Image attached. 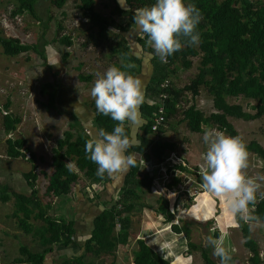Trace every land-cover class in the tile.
<instances>
[{"label":"rangeland","instance_id":"obj_1","mask_svg":"<svg viewBox=\"0 0 264 264\" xmlns=\"http://www.w3.org/2000/svg\"><path fill=\"white\" fill-rule=\"evenodd\" d=\"M94 1V10L97 13L110 21L115 19V5L112 0ZM250 1L252 3H264V0ZM78 6V0H67L64 7L58 10L52 6L51 0H36L34 10L37 19H35L27 13L12 16L11 12L17 7L16 0H0V36L18 37L29 44H43V42H46L47 44L44 47L45 55L53 69L57 71V75H59V82H57L59 85L57 87L58 98L54 106L49 109L47 97L42 95L40 90L47 84L56 85L51 72L44 66L39 57L32 52L8 57L3 54L0 47V264H13L19 258L18 250L20 247H25L33 253H39L43 250L39 241L33 238L32 234H24L18 229L17 220L13 215L14 206L11 193L16 192L26 196L30 194V189L23 179V174L28 173L32 166L35 167L37 174V196L42 205L50 204V208H45L44 211L57 221L69 222L75 217H79V212L84 206L81 205V202L93 207L94 203L92 201L95 200L96 192L101 187V185L95 184L96 186L92 188L91 184L93 183L80 175L81 181L78 184H70L69 197L71 200L65 206L60 205L56 199L45 194L48 178L52 173L51 151L55 148L56 141L62 138L63 133L70 129V126L74 124L76 126V120L71 117V113L67 110L71 108L68 106L74 102L78 105L85 104L92 111L95 102L90 92L97 78V73L103 74L112 65L121 67L123 64H129V61L127 63L123 57L125 55L121 54L124 48H120L117 52L112 51L116 49V43L120 42L121 36L123 34L126 35V32L121 33L111 27L102 37H99L97 29L91 30L89 28L87 19L83 12L78 9ZM57 22L62 25L63 31L61 35L71 38L72 45L70 47H65L55 42ZM45 23L48 25L47 30H45ZM128 23L129 18L123 16L116 21V27L123 25L126 28ZM64 54L67 55V59L63 64L61 58ZM149 55H155V57L151 58L153 63L159 62L155 53ZM190 60L192 66L189 69L180 68L179 72L169 77V80L172 79L174 86L183 87L195 78L198 73L200 59L196 57L190 58ZM134 68V75L138 77L141 71L137 73V67L135 66ZM78 74L83 78L90 77V80H78ZM144 74L146 72H143L138 77L142 80L143 85L144 82L147 83L148 81ZM47 91H51V89H47ZM225 100L228 104L241 105L244 111L250 114L254 113L251 110V106L256 104L254 101L228 96H225ZM190 102L195 104L196 109L205 116L215 112L212 105V97L207 94L205 87H201L199 95L190 100ZM7 104V113H11L20 119L16 130L8 136L4 134L2 127L3 112L5 113L4 106ZM180 120L181 115L175 120H171L159 140L175 145V149L173 151H165L161 159L164 160L169 156L170 152H174L175 156L183 161L185 166L183 164L181 166L185 170L178 171L174 168L167 170L165 173L168 178L167 184L172 185V188H167L165 183V189L160 186L156 193L154 189L157 186L155 183L158 182L156 180L159 178L161 180L163 177V173H158L159 169L157 166L159 161L150 156L149 152L143 156L134 154L138 164V176L145 174L151 176L152 171L153 174L155 172L157 174L148 192L137 189L139 194L137 195L138 198L135 201L134 209L130 213H125L119 217V219L127 218L131 224L127 244L125 246H116L112 256L102 255L97 258L94 256L91 247H88L87 250L80 249L79 253H81V262L83 264H90V262L92 264H109L112 261L115 264H139L141 261L137 257V240H142L149 236L147 240L143 241H147L149 244L153 242L156 244V238L160 237L161 239V237H164L168 240L171 239V236L166 235H171V233L177 237L174 241L176 244L181 242L180 239H182L178 235L184 238L182 246L185 249H180L178 253L184 257L191 256L190 264H204L200 257V252L190 249L187 245L210 247L213 251L212 247L206 244L205 238L209 235L218 237L220 228H224L229 233L227 245L235 249V252L232 253V256L237 260L235 264H248L247 260L250 254L243 246L240 229L232 226L234 218L225 212L223 205L218 199L212 197L204 198V196L200 195L202 193L200 187L202 184L201 165L207 149L203 142V131L201 133H191L187 129L185 122L180 123ZM78 121L83 127V122ZM229 121L237 131L238 136L242 137L247 145L254 141L264 149V116L249 122L234 118H230ZM144 124H146V120L142 117L138 125L125 123L132 139L143 133L142 126ZM83 128L77 131L72 130L71 132L73 135H76V133L89 135ZM148 136L152 137L151 135ZM8 138L22 139L25 142V148L28 152L24 158L10 159L7 157L5 141ZM31 154L35 156L33 163L27 158V155ZM70 162L74 164L72 160L66 161L67 164ZM174 163L181 164L179 160L173 158L163 168ZM73 170H76L75 167ZM245 171L250 177L264 176V161L255 154L249 153L248 168ZM112 177L117 178L116 175ZM174 179H179V181L174 184ZM259 182L262 184L261 191L264 192V181ZM123 185L124 181L122 179L120 187L115 189L113 197L117 196ZM130 187L134 188L132 184H130ZM1 195L9 196L10 200L2 201ZM114 199L116 198H113V201H115ZM161 200H165L168 203V210L173 215L172 222H167L158 213ZM194 203L200 204V220L195 219L193 215ZM203 203L205 207H201ZM93 208L92 212L96 209L95 206ZM205 211L210 216L207 220L203 219ZM89 222L90 220H87V222L82 221L81 227L77 226V235L80 237H78L77 241L79 243L83 242L86 235H88V230L92 226ZM32 223L35 227L41 225L39 221H32ZM77 223L75 222V227L78 225ZM172 225L185 228L188 231V236L176 234L171 228ZM246 225L251 237L257 243L259 256L264 262V223L257 225L255 221H252L251 223H246ZM213 228L216 231H211ZM118 231L119 226L116 220L114 235ZM158 232H161V234ZM152 240L153 242H151ZM86 251L88 252L86 253ZM165 251H168V249L165 248ZM60 262L59 260L58 263ZM81 262L79 264H82Z\"/></svg>","mask_w":264,"mask_h":264},{"label":"trees","instance_id":"obj_2","mask_svg":"<svg viewBox=\"0 0 264 264\" xmlns=\"http://www.w3.org/2000/svg\"><path fill=\"white\" fill-rule=\"evenodd\" d=\"M35 1L16 0L17 7L11 12V15L27 13L37 19L34 10ZM66 1L51 0V4L59 10L64 7ZM78 1V9L86 17L89 28L91 30L97 29L99 37H102L110 27H114L121 33L133 30L135 28L133 21L135 10L155 3V0H127L128 10H126L121 7L118 0H112L115 5L116 16L115 19L110 21L94 10V0ZM185 2L194 4L202 14V20L197 26V31L201 37L200 43L198 46H185L182 50L169 56L167 63H162L158 57L159 62L154 63L156 75L150 79L151 81L146 86L144 102L140 107L141 117L146 120V124L142 126L143 133L136 138V143L128 149L129 154H135L136 156H143L149 152L150 156L159 161L158 163L163 161L161 157L165 151L175 149V145L172 143L161 142L159 139L148 137V135H153L151 134L152 119L159 105H163L164 108L166 127L171 120H175L181 115L179 122H185L191 133H201L203 131L201 124L203 123L225 131L229 136H238L237 131L227 121V117L249 122L264 116V3H252L250 0H185ZM123 16L129 18L127 27L125 28L123 25L116 27V21ZM44 26L47 30L48 25L45 23ZM62 31L61 23L57 22L54 40L65 47H70L72 45L71 38L61 35ZM141 34L142 37H137L141 52L154 54V51L146 43L147 37L143 33ZM119 41L115 45L116 49L112 51L117 52L120 48H124L121 54L125 55L123 56L125 61L134 64L137 67L136 72L139 73L140 59L132 55L124 36H121ZM45 44L47 43L29 44L18 37L0 36V47L5 56L15 57L32 52L39 57L44 66L51 72L56 85L47 84L40 90L42 95H46L47 106L50 109L55 104L59 85L57 84V71L53 69L45 55ZM152 56L155 57V55ZM196 57L200 59V62L195 78L182 88H175L168 78L176 74L178 67L185 70L189 69L192 66L190 58ZM66 59L67 55L64 54L61 58L62 63ZM123 65L121 66L122 70L134 75L135 68L123 69ZM77 78L81 81L90 80V77L83 78L80 74L77 75ZM165 80L168 81V87L160 88V84ZM201 87H205L207 94L212 97L214 113L205 116L196 109L195 104L187 109H182L181 106L177 107L180 102L185 100V94H190L192 99L196 98ZM47 89H51V91H47ZM161 94H164L166 98L161 99ZM225 96L241 97L256 102L255 105L251 106L254 113L250 114L244 111L241 105L228 104ZM150 101L153 102L152 106L148 105ZM7 110L8 104L4 106L6 114L2 117L3 132L8 136L16 130L20 119L11 113H7ZM73 118L76 120V126H74L75 124L70 126V129L63 133L62 138L56 141V146L51 151L52 173L45 188V194L56 199L62 206H65L71 200L69 197L70 184H78L81 181V176L91 183L101 184V186L111 182L107 174L104 177L96 174L98 166L87 158L85 142L87 139L98 135L101 130L112 132L117 122L109 116L100 114L95 105H93L91 120L89 118L84 119L83 124L85 127L84 125L83 127L86 130L79 121L77 122L76 117ZM80 128L87 131L89 135L85 133L72 134V130L77 131ZM125 128L130 137V131L126 125ZM162 132H164V129L160 128L157 135L154 134V137L159 138L158 134ZM5 142L6 155L10 159L24 158L28 152L22 139L8 138ZM247 150L248 153H253L264 161V149L258 143L250 142L247 145ZM28 160L33 163L35 156L29 155ZM67 160L74 162L76 170H69L66 166ZM172 168L178 171L185 170L181 165ZM138 175V164L136 162L134 167L123 174L124 185L121 187L116 199H114L115 201L113 199L102 200L100 194L95 195L94 201L99 202L96 207L97 214L92 220L89 234L86 235L83 242L79 243L77 241L75 219L69 222L57 221L45 213L44 209H49L50 204L42 205L37 196V174L35 167L32 166L28 173L23 174V179L30 189V194L26 196L16 192L11 193L14 206L13 215L17 220L18 229L24 234H32V237L39 241L43 250L39 253H33L25 247H20L18 250L19 258L13 264H44L46 256L51 255L56 249L66 252L69 250L70 253L75 254L80 249L87 250L88 247H91L96 258L102 255L112 256L116 246L127 244L131 225L127 218L119 219V217L125 213H130L134 209L139 194L137 189L148 192L154 179V176ZM178 181L179 179H174V184ZM130 184L133 185V189ZM168 188H172V185H168ZM1 200L6 202L10 200V197L1 195ZM161 201L158 213L167 222H172L173 215L168 210V203L165 200ZM250 212L251 215L259 217L260 221L264 222V199H261L259 194H257V202L254 208L250 205ZM116 220L119 231L114 235ZM32 221H39L41 225L35 227ZM237 222L240 224L238 228L241 231L243 246L250 254L247 263L264 264L259 256L257 243L251 237L248 226L242 220H237ZM171 228L176 234L188 236V231L185 228H179L176 225H172ZM136 244L138 246L137 257L141 261L139 264H168V261L164 260L152 245L143 240H137ZM187 246L200 252L204 264H220L219 258L213 255L210 247L194 246L193 244ZM81 258V256L73 257L72 255V258H65L59 264H79ZM233 261L236 263V258L233 257ZM109 264L115 263L112 261Z\"/></svg>","mask_w":264,"mask_h":264},{"label":"clouds","instance_id":"obj_3","mask_svg":"<svg viewBox=\"0 0 264 264\" xmlns=\"http://www.w3.org/2000/svg\"><path fill=\"white\" fill-rule=\"evenodd\" d=\"M118 3L128 10L127 0H118ZM201 20L200 10L185 0H155L151 5L137 8L133 16L137 30L147 37L146 43L162 63H167L169 56L185 46L199 45L201 37L197 26ZM134 67V64L123 65V69ZM143 89L140 78L116 65L109 66L103 74L97 73L90 92L95 107L100 114L117 122L112 132L101 130L85 142L87 158L98 166V176L104 177L107 174L111 177L126 173L135 166L134 155L128 153L135 141L126 132L125 123L138 125L141 122L140 107L145 95ZM201 129L207 149L201 165L200 195L218 199L225 212L234 218L233 227L240 226L237 220L244 223L255 221L259 225L261 221L259 217L251 215L250 205L254 208L258 193L264 199L262 184L259 182L264 181V176L247 175V144L242 137L229 136L216 127L202 123ZM66 166L69 170L75 167L72 162ZM192 212L195 219H201L199 203L193 204ZM209 218L205 211L203 219ZM228 236V231L220 228L218 237L209 235L205 238L220 264H235L232 256L235 249L227 245ZM162 247H166L168 255H172V243L166 242ZM191 260V256L177 255L172 264H190Z\"/></svg>","mask_w":264,"mask_h":264},{"label":"crops","instance_id":"obj_4","mask_svg":"<svg viewBox=\"0 0 264 264\" xmlns=\"http://www.w3.org/2000/svg\"><path fill=\"white\" fill-rule=\"evenodd\" d=\"M111 28V27H110ZM116 30V29H115ZM123 36H124V39L126 40V42H127V45H128V47L130 48V52L132 53V55H134L135 57H137V58H139L140 59V61H141V63H140V70H139V72L141 71L142 73L143 72H146V74H144V77L148 80L147 81V83L146 82H144V92H145V88H146V86H147V84H148V82L150 81V79L152 78V77H154L155 75H156V73H155V68H154V63H153V61L151 60V58L153 57L152 55H149L148 56V54L147 53H145V52H141V50H140V46L138 45V43H137V37L139 38V37H141L142 36V34H141V32L140 31H138L137 30V28H136V26H135V28L133 29V30H130L129 32H127L126 33V35L125 34H123ZM153 64H152V63ZM64 64V63H63ZM180 68L181 67H178V70H177V72H179V70H180ZM182 69V68H181ZM59 70V69H58ZM185 70V69H184ZM187 70V69H186ZM139 73V75H138V77L142 74V73ZM168 80H169V78H168ZM165 81H167V80H165ZM170 82H171V84L174 86V84H173V82H172V79L171 80H169ZM58 82H59V75H58ZM164 82V81H163ZM162 82V83H163ZM161 83V84H162ZM161 84H160V86H161ZM175 88H182V87H177V86H174ZM161 88V87H160ZM58 93L59 92H57V94H56V100H57V95H58ZM55 100V101H56ZM150 103H153L152 101H150V102H148V105L150 104ZM68 107H71L70 109H67L70 113H71V117H76V119L77 120H80L81 122H83L84 123V119L85 118H89L90 120H91V117H92V111L91 110H89L88 108H87V106L85 105V104H83V105H78V104H76L75 102L73 103V104H71V105H69ZM84 107V108H83ZM85 108H87V109H85ZM214 113V112H213ZM84 116H88V117H84ZM230 118H232V117H227V121L230 123V121H229V119ZM235 119V118H234ZM231 124V123H230ZM84 125V124H83ZM232 125V124H231ZM84 127H85V125H84ZM234 128V127H233ZM88 129V128H87ZM86 130V129H85ZM142 134V133H141ZM140 136V135H139ZM131 137V136H130ZM138 137V136H137ZM137 137H135L133 140L135 141V143H136V138ZM149 137V136H148ZM152 138V137H151ZM132 139V138H131ZM185 166V165H184ZM158 173H159V171H158ZM123 174L124 173H122L121 175L120 174H118V175H116V177L117 178H114V177H110V179H111V182L110 183H108V184H105L104 186H101L100 188H99V190L96 192V194H100L101 196H102V200H107V199H113V198H115V197H113V194H114V192H115V189L116 188H118V187H120L119 185L121 184V181H122V179H123ZM156 172L153 174V171H152V173H151V176H154V179H155V177H156ZM120 177H121V181H120ZM118 179H119V181H118ZM160 179V178H159ZM161 184V182L159 183V185ZM97 185V184H96ZM95 184H93V185H91V187L92 188H94L95 186H96ZM99 186L101 185V184H98ZM166 187L168 188V184L166 185ZM169 189H171V188H169ZM93 203H94V206H95V208L99 205L98 203V201H92ZM81 205H84L83 206V208L81 209V211L79 212L80 213V216L79 217H75L74 219L76 220V222H78L77 224L78 225H76V229H77V226H79V227H81V222L83 221V222H87V220L89 221L90 220V222H89V224H91L92 225V220H93V218H94V216H95V214H97V212H95V210L92 212V209H94L93 207H89L90 205L89 204H87V203H85V202H81ZM83 212V213H82ZM261 223H264V222H261ZM90 226V225H89ZM90 229H91V227H90ZM90 229L88 230V234H89V231H90ZM159 234H161V232H158ZM158 233H156V234H158ZM170 233H171V231H170ZM167 234V233H166ZM77 235V234H76ZM78 236V235H77ZM166 236H171L170 238L171 239H168V240H166V238H162L161 237V239H160V237H158V238H156V244H154V242H153V240L151 241V242H153L152 244H150V245H152L155 249H156V252L157 253H159L162 257H163V259L164 260H167L168 261V263L169 264H172V261H173V257H172V255H168V251H165L164 252V249H165V247H162L163 245H165L166 244V242L167 241H169L170 243H172L173 245H174V247L172 248V254L173 255H181L180 253H178V251L180 250V249H185V247H183L182 245H183V241H184V238L181 236V235H178L179 237H181L182 239H180L181 240V242H179V243H175L174 241H175V238H177V237H175L174 236V234L173 233H171V235L170 234H168V235H166ZM173 236H174V238H173ZM79 237V236H78ZM80 238V237H79ZM147 238H149V236L148 237H146V238H143L142 240H147ZM147 242V241H146ZM148 243V242H147ZM149 244V243H148ZM83 252H84V250H82ZM80 251H78V252H76L75 254H72V253H70L69 252V250H67V252L66 251H61V249H56V250H54L53 251V253L51 254V255H47L46 256V259H45V262H44V264H59L58 263V261L60 260L61 262L62 261H64L65 260V258H69V257H72V255H73V257H80L81 256V253H79ZM72 254V255H71ZM165 257H167V258H165ZM63 259V260H62ZM60 262V263H61ZM82 263V262H81ZM83 264V263H82ZM90 264H92L91 262H90Z\"/></svg>","mask_w":264,"mask_h":264},{"label":"built area","instance_id":"obj_5","mask_svg":"<svg viewBox=\"0 0 264 264\" xmlns=\"http://www.w3.org/2000/svg\"><path fill=\"white\" fill-rule=\"evenodd\" d=\"M160 87H161V88H166V87H168V81H164V82L161 84ZM184 97H185V98H184L185 100L182 101V102H180V104L177 105V107H178V106H181L182 109H187L189 106H191V105L193 104L192 102H190V100H192V97H191L190 94H185ZM160 98H161V99H165L166 96H165L164 94H161V95H160ZM189 103H190V104H189ZM149 105L152 106L153 103H150ZM5 114H6V113L3 112V115H5ZM152 122H153V124H152V126H151V132H152L151 134H153L152 137H153L154 139H160V136H161L164 132L158 134V135H159V138L154 137V134L157 135L158 130H159L160 128H163L164 131H165V128H166V125H165V124H166V120H165V112H164L163 105H159V106H158V109H157L156 113H155L154 116H153ZM160 141H161V140H160ZM27 158L29 159V155H27ZM171 158H175V159L179 160L180 163L184 165L183 161H181L178 157H176L175 154H174V152H170L169 156H167L162 162L158 163V166H157V167H158V169H159V172L163 173V177L161 178V180H160V179H157V180H156V181H158L157 183L154 182V183L157 185L156 188H154L156 193H157V191L159 190L160 186H161V187H164V189H165V186H164V185H165V183H166V184L168 183V178H167V176H166L165 173L167 172V170H168L169 168H172V167H168V168H166L165 170H162V169L160 168V166H161L163 163L167 162V161H168L169 159H171ZM160 182H161V184L159 185ZM154 189H153V190H154ZM115 198H116V197H115Z\"/></svg>","mask_w":264,"mask_h":264},{"label":"bare ground","instance_id":"obj_6","mask_svg":"<svg viewBox=\"0 0 264 264\" xmlns=\"http://www.w3.org/2000/svg\"><path fill=\"white\" fill-rule=\"evenodd\" d=\"M173 158H171V159H169L167 162H165V163H163L161 166H160V168L162 169V170H165L166 168H168V167H173V166H176V165H182V164H179V163H174V164H170L169 166H167L166 168H163V166L165 165V164H167L170 160H172ZM205 198V197H204ZM208 202V201H207ZM202 206H204L205 207V205H204V203H203V205H201V207ZM166 248V247H165ZM172 257H173V260L175 259V257H176V255H172Z\"/></svg>","mask_w":264,"mask_h":264}]
</instances>
